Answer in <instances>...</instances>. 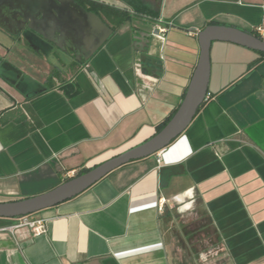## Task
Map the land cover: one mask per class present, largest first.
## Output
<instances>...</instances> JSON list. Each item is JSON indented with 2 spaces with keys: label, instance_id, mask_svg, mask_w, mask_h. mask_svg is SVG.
Returning <instances> with one entry per match:
<instances>
[{
  "label": "crops",
  "instance_id": "1",
  "mask_svg": "<svg viewBox=\"0 0 264 264\" xmlns=\"http://www.w3.org/2000/svg\"><path fill=\"white\" fill-rule=\"evenodd\" d=\"M35 1L0 0V202L45 192L155 134L184 97L207 24L264 32V0H83L113 32L77 61L65 43L19 25ZM207 93L160 164L156 153L130 160L35 212L43 233L0 218V264H264V59L212 41ZM198 210L219 244L184 263L176 218Z\"/></svg>",
  "mask_w": 264,
  "mask_h": 264
},
{
  "label": "water",
  "instance_id": "2",
  "mask_svg": "<svg viewBox=\"0 0 264 264\" xmlns=\"http://www.w3.org/2000/svg\"><path fill=\"white\" fill-rule=\"evenodd\" d=\"M15 17L14 11L9 13ZM19 25L35 31L44 39L66 51L65 43L77 61H87L112 34L113 30L96 12L89 11L77 0H36L31 11L21 10ZM154 32H141L149 40ZM82 40V41H81ZM199 56L184 97L165 125L144 142L119 152L89 167L53 188L25 198L0 202V218H16L41 211L70 199L116 167L130 160L152 155L180 135L190 124L208 91L210 46L212 41H228L264 52V39L234 26L210 23L197 32ZM72 44H70V43ZM78 42L84 45L78 47Z\"/></svg>",
  "mask_w": 264,
  "mask_h": 264
},
{
  "label": "trees",
  "instance_id": "3",
  "mask_svg": "<svg viewBox=\"0 0 264 264\" xmlns=\"http://www.w3.org/2000/svg\"><path fill=\"white\" fill-rule=\"evenodd\" d=\"M77 1L82 5L84 4L83 0H77ZM251 33L255 34L252 31ZM257 52L260 54V58L264 59V52H259V51ZM72 91L73 90H71V92ZM169 119L170 117L160 126L158 130H160ZM86 170L87 168H84L79 173H82ZM181 221H182V225H181L182 232L184 233L186 239L185 241L184 240L180 241V243L178 244L179 246H181V248H183L184 251L182 257L184 263L185 261L191 262L192 259L196 257L199 253L207 250L210 247H216L219 244L217 235L210 226V218L204 212V210L202 211L198 210L195 213H193L191 216L189 215V220L187 221L181 220Z\"/></svg>",
  "mask_w": 264,
  "mask_h": 264
},
{
  "label": "built area",
  "instance_id": "4",
  "mask_svg": "<svg viewBox=\"0 0 264 264\" xmlns=\"http://www.w3.org/2000/svg\"><path fill=\"white\" fill-rule=\"evenodd\" d=\"M155 35L159 37L160 39H164V33L167 30V27L164 24H156L155 27ZM257 30L261 32V35L259 36L261 39H264V32L258 27ZM54 82L56 84H59V81L57 79H54ZM209 97V93L206 94L205 99ZM156 161L157 164H160L161 162V150L156 152ZM70 172H66L67 176ZM46 218H44L41 215H37V213H31L28 215H23L16 217V221L10 226L11 230H17L18 228H26L28 229L32 234H40L45 231L46 227Z\"/></svg>",
  "mask_w": 264,
  "mask_h": 264
},
{
  "label": "rangeland",
  "instance_id": "5",
  "mask_svg": "<svg viewBox=\"0 0 264 264\" xmlns=\"http://www.w3.org/2000/svg\"><path fill=\"white\" fill-rule=\"evenodd\" d=\"M185 216H186V215H185ZM188 218H189V216H188V217L186 216V217H184V218H182V219L177 217L176 220H177V222H178V220H186V219L189 220ZM176 220H175V221H176ZM187 220H186V221H187ZM177 252H178V251H177Z\"/></svg>",
  "mask_w": 264,
  "mask_h": 264
}]
</instances>
